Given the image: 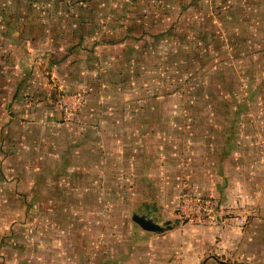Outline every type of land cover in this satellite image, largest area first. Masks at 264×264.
Returning a JSON list of instances; mask_svg holds the SVG:
<instances>
[{
    "label": "rangeland",
    "instance_id": "374dc122",
    "mask_svg": "<svg viewBox=\"0 0 264 264\" xmlns=\"http://www.w3.org/2000/svg\"><path fill=\"white\" fill-rule=\"evenodd\" d=\"M75 1L0 0L3 23L43 17L45 23L56 19L64 27L79 20L80 30L96 35L84 46L89 52L91 44L97 43L93 51L98 55L93 54L84 67L89 72L87 81L91 74L98 77L103 68L111 69L103 78L109 86L100 91L51 90L47 83L42 104L24 106L17 100V108L10 100L15 94L10 78L35 84L33 71L45 66V57H29L30 42L21 45L11 33L1 36L0 264H77L79 257L85 258L84 264H96L97 258L105 257L107 264L117 252L110 249L113 244L137 236L126 228L140 227L134 214L163 227L170 222L157 235L175 226L230 228L239 232L241 243L251 237L264 247V41L263 34L256 36L250 29L244 33L243 28L239 34L236 22L242 6L243 14L253 15L254 2L260 0ZM17 29L27 33L23 26L13 31ZM36 73L39 78L34 79L41 80L42 74ZM55 76L57 81L61 72ZM44 77L48 81L46 73ZM77 93L85 94V103L90 100L91 107L101 104L105 114L121 117L120 130L138 127L151 133L147 156L135 158L139 166L151 168L149 184L130 185L140 169L119 157V181L112 183L90 187L69 186L63 178L50 185L45 178L29 181L30 175H36L30 168L33 162L41 169L47 165L31 148L39 145V152H45L52 143L65 145L62 133L54 137L45 126L44 110L56 107L58 118L61 114L67 119L57 100ZM26 107L36 108L35 118L42 117L40 125L20 117ZM240 133L246 145L230 160ZM234 162L241 167L228 180L224 167L232 172ZM91 175L83 182L95 176ZM199 195L216 202L215 226L180 217L182 197ZM143 196L146 201L141 203ZM184 236L189 240L188 233ZM246 248L243 251L255 257L229 255L227 262L264 264V248Z\"/></svg>",
    "mask_w": 264,
    "mask_h": 264
},
{
    "label": "crops",
    "instance_id": "0c3cea01",
    "mask_svg": "<svg viewBox=\"0 0 264 264\" xmlns=\"http://www.w3.org/2000/svg\"><path fill=\"white\" fill-rule=\"evenodd\" d=\"M242 7L244 8V6ZM254 7L255 12L253 15L243 14L244 11L241 8L240 12L242 13L236 20L240 26L239 34H241V29L243 28H246L243 31L244 33L250 29L256 36L263 34L262 38L259 36L258 38L264 41V0L255 1ZM2 9L4 10V8ZM66 18L62 17L63 20ZM55 20L48 23L44 22L43 17L33 18L24 23L20 20V22L18 20H10L3 23L0 20V30L7 29V31L0 33V39L1 36L11 33L13 38L20 42L21 45L23 41L25 43L30 42L27 45L26 51L29 57H45V66L36 67L37 70L34 69L33 71L36 75L35 77H38L36 72H39L43 76L41 80L34 79L35 77H33V80L36 81V83L33 82L35 84L30 85L23 78L20 81L10 78L11 86L15 93L14 96H11L10 100L11 104L17 108L19 106L17 100H20V103H23L24 106H33L34 104H36L35 106H39V101L42 104L41 95H45L43 90L47 89L45 86L47 83L49 86L52 85L50 87L51 90L52 87H58L59 91L76 90L82 87L100 91L101 88L109 86L106 84L108 81H103L105 75L111 73L109 67H107V70L103 68L101 76L99 75L98 77L93 76L94 73H90L92 78L90 82L87 81L89 72L84 67L90 61V57L94 56L93 54H95V57L98 55L96 51H93L97 43L91 44L90 47H93V49H90L89 52L85 50L87 48L84 46L87 41L96 40L94 38L96 35L87 36L80 30L82 24L79 20L74 22L73 25L72 23L64 24V27L55 22ZM10 26L13 29L16 26L17 28L23 26V29L25 28L27 33L25 34L20 29L14 31L13 29H8ZM66 36L67 39H65ZM70 42L75 43L71 44ZM35 66L37 65H34V68ZM60 72V78H56L57 81L54 80L55 74ZM62 72H65V74L63 75ZM44 73L47 74L48 81L44 77ZM50 73L52 77L49 76ZM54 82L55 84L53 85L52 83ZM27 95H31L32 99H27ZM25 96L26 98H24ZM14 97L15 99H13ZM27 101H30V103ZM31 101L35 102L32 103ZM89 101L85 103L81 111L68 116L67 119L63 118L61 114L58 118L59 115L57 113L59 112H57L58 109L56 107L44 110L45 115H47L45 117V126L53 131L54 137L62 133L65 137V145L59 147L56 145L57 143H52V146L50 145V148L45 152H39V145H34L31 149L32 151H36V158L40 160L46 159L47 165L41 169L42 166L39 168L38 164H34L33 162L30 168L34 170L36 175H30L29 181L35 183L38 181V178H45L46 184L50 185L55 184L54 182H59L63 178V183L69 186L85 184V186L90 187L107 182L112 183L116 179L119 181V171L121 170V166L118 165L119 157L122 158L125 164L140 169L133 174V181L130 185L149 184L152 174L151 168L145 164L142 167L139 166L135 158L147 156L146 151L149 148L147 138L151 133L138 127L120 130V125L122 126V124L119 118L121 117H117L114 113L105 114L101 104L100 106L93 105L91 107L92 105ZM35 109H29V107L24 108V110L22 109L20 117H26L29 122L28 124L40 125L39 121L42 120L40 119L42 117L35 118ZM26 111L28 117L24 115ZM17 114H19V110L14 111V115L17 116ZM116 123L118 124L116 125ZM19 135L23 136V132ZM48 135H51L50 132ZM122 137H127V139H121ZM241 137H245V135L238 134V142L235 146L237 151L234 153V157H230V160L236 159L237 153L246 145V140L241 139ZM18 142L20 147H24L22 140ZM230 160H226V162ZM225 167L224 175L225 177H229L228 180H231L232 173L240 170L241 166L239 163L234 162L232 164V172L231 168L226 167L225 169ZM40 169L41 172H39ZM91 173L95 175V178L93 177L83 182L84 179L92 176ZM84 189L85 192L88 190L87 187H84ZM139 200L142 201L141 203L146 201L144 200V196ZM126 228L130 229L133 236L137 233V236H130V238L128 237L123 242L113 244L110 249H116L117 252L112 251L111 260L107 264H240V262L228 263L227 259L229 255H236L237 259H239L238 257H242V259L253 258L255 257V253L244 252V247H247L246 249L253 248L254 250L256 248L258 250L264 248L261 246V243L256 242L251 237H247L249 240L244 239L241 243L239 232L237 230H230V228L223 230L220 227L209 228L200 226L193 228L175 226L170 228V231L167 232L168 234L166 233L167 235H157L141 227L135 228L133 225H129ZM186 233H188L189 240L184 236ZM105 259V257L97 258L96 264H105L107 262ZM84 260L85 258L79 257L77 264H84ZM35 264H38V262L35 261Z\"/></svg>",
    "mask_w": 264,
    "mask_h": 264
},
{
    "label": "built area",
    "instance_id": "2783aa9c",
    "mask_svg": "<svg viewBox=\"0 0 264 264\" xmlns=\"http://www.w3.org/2000/svg\"><path fill=\"white\" fill-rule=\"evenodd\" d=\"M65 116H71L85 106V94H63L57 100ZM178 212L183 220L190 223L215 226L218 220L216 202L212 198L202 196H183Z\"/></svg>",
    "mask_w": 264,
    "mask_h": 264
},
{
    "label": "water",
    "instance_id": "95a60500",
    "mask_svg": "<svg viewBox=\"0 0 264 264\" xmlns=\"http://www.w3.org/2000/svg\"><path fill=\"white\" fill-rule=\"evenodd\" d=\"M133 220L141 227L143 228L144 230H147V231H151V232H154L156 234H161L163 233L165 230H164V227L165 226H168L170 222H166L164 223V227L161 226L160 224L154 222L152 219L150 218H146V217H138L136 216V214L133 215Z\"/></svg>",
    "mask_w": 264,
    "mask_h": 264
},
{
    "label": "trees",
    "instance_id": "16d2710c",
    "mask_svg": "<svg viewBox=\"0 0 264 264\" xmlns=\"http://www.w3.org/2000/svg\"><path fill=\"white\" fill-rule=\"evenodd\" d=\"M84 1H86V0H81V1L77 0V1H75V4H83ZM127 31H128V34H130V29H128ZM142 33H143V32H142ZM126 37H127V39H128V36H126Z\"/></svg>",
    "mask_w": 264,
    "mask_h": 264
}]
</instances>
